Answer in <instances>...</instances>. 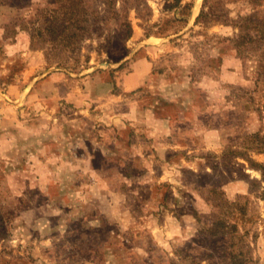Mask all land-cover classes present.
<instances>
[{"label":"rangeland","instance_id":"obj_1","mask_svg":"<svg viewBox=\"0 0 264 264\" xmlns=\"http://www.w3.org/2000/svg\"><path fill=\"white\" fill-rule=\"evenodd\" d=\"M114 103L183 119L168 156L94 157L130 192L79 169ZM99 174L123 224L80 218ZM0 264H264V0H0Z\"/></svg>","mask_w":264,"mask_h":264},{"label":"crops","instance_id":"obj_2","mask_svg":"<svg viewBox=\"0 0 264 264\" xmlns=\"http://www.w3.org/2000/svg\"><path fill=\"white\" fill-rule=\"evenodd\" d=\"M149 73L150 68H148L147 63H138L136 67L130 69L128 73H126V76H124L125 88H133L142 85L148 78ZM89 92V94H91L92 89ZM111 94L110 90V95ZM114 94L116 95V93ZM83 102L86 104L85 101ZM113 107H115L114 110L110 112L108 119L104 123H100L101 121H98L96 127L91 126V129L88 130V135L85 134L87 132L86 129H84V133H80V141L83 142V144L86 143V147L80 146V158H88L89 163L88 168L83 169L80 167L79 169L80 173H85L88 170L94 173H101L107 170L114 172L116 173L115 177L118 176L120 181L125 180V187H128V191L130 192L132 191L130 189L132 187V183L127 179L128 176L126 172H128L130 166L133 165L132 162L134 160L132 158L128 157L126 159L127 163L121 168L119 163L96 162L94 157L96 155H100L101 157H113L119 154H125L127 157V155H130L129 152L132 151V153H134L137 157L139 165H141L143 161L148 160L152 156H168L170 153H174L175 150H177L176 148L180 146L176 133L180 132L181 120L183 119L181 115H178L177 118L173 116L172 118L166 116L154 117L151 115L148 121L150 123H148V127H146L147 133H141L136 131L135 128L136 124H139L137 121H141V118L134 117V121L130 118L134 108L133 105L128 107L124 112L117 108L116 103H114ZM124 115L127 117H124ZM142 121H144V119H142ZM148 131L151 132L152 135L148 134ZM135 162H137V160H135ZM95 176L96 175H94L95 179L91 181L96 183V185L99 186L98 188L103 186L108 188L110 191V198L103 199V197H99L98 195V203L96 202L97 210L83 212L79 214L80 218L90 222L92 221V223L96 225L99 224L98 222L100 219H104L105 222L118 221L121 222L120 224H123L122 220H128L129 216L132 218L133 213H131V208H128L127 206V194H125L124 190H121V187L116 184V180H102V176L100 174L97 177ZM123 177L125 179H123ZM90 185L91 184L87 183L85 186L83 181H80V193L82 190H85V187L88 188ZM101 193L104 192L101 189L98 190V194L101 195ZM114 196L117 198L119 197L118 202L115 201L116 199ZM84 197L87 198L86 195H84ZM118 204L122 207V210L124 209L123 213L121 212L117 214L118 212H115L114 207Z\"/></svg>","mask_w":264,"mask_h":264}]
</instances>
